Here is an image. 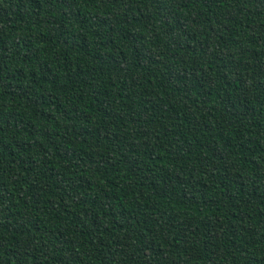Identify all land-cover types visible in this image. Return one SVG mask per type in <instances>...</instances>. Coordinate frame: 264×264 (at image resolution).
<instances>
[{
	"label": "trees",
	"instance_id": "16d2710c",
	"mask_svg": "<svg viewBox=\"0 0 264 264\" xmlns=\"http://www.w3.org/2000/svg\"><path fill=\"white\" fill-rule=\"evenodd\" d=\"M0 264H264V0H0Z\"/></svg>",
	"mask_w": 264,
	"mask_h": 264
}]
</instances>
